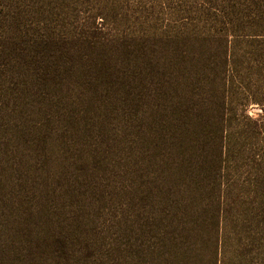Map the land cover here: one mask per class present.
Wrapping results in <instances>:
<instances>
[{
  "label": "rangeland",
  "instance_id": "1",
  "mask_svg": "<svg viewBox=\"0 0 264 264\" xmlns=\"http://www.w3.org/2000/svg\"><path fill=\"white\" fill-rule=\"evenodd\" d=\"M154 91L187 123L136 176ZM0 264H264V0H0Z\"/></svg>",
  "mask_w": 264,
  "mask_h": 264
},
{
  "label": "trees",
  "instance_id": "2",
  "mask_svg": "<svg viewBox=\"0 0 264 264\" xmlns=\"http://www.w3.org/2000/svg\"><path fill=\"white\" fill-rule=\"evenodd\" d=\"M143 42V41H140ZM140 50H144L141 49ZM23 56V54H21ZM49 58V57H48ZM48 58L44 61V60H38L36 61L38 63V69L40 71L39 75L40 76H35L32 79H30L31 81L36 82L37 84L40 85H46L49 84V80H51V77L49 76V70L52 71L53 67H57L59 66V68L61 69H68L71 65H73L74 63H68L67 60L65 59H56L53 62H51L50 60H48ZM147 61L149 64H151L153 61L151 59L147 58ZM103 62H91V63H83V65H86L88 67H91L92 71H96V75L92 78V82H97L99 79L103 80V83L107 84L108 81H105L104 78L106 75H111L112 72L111 70L113 69V67H109L108 64L102 65ZM65 65H68L65 67ZM128 65V64H126ZM138 65V63L136 65H134L135 67ZM155 63V67L158 68V65ZM165 65H160L159 67H164ZM137 68V67H136ZM138 73H137V78H141L143 79V81H146V75L148 76V73L143 71L142 69H138ZM152 75V74H151ZM60 76H58V80ZM136 79V78H134ZM27 80V79H26ZM62 80V78H61ZM63 81V80H62ZM64 82V81H63ZM130 82H133V79H130ZM65 84V82H64ZM165 83L162 85V83H160V85L158 84V86L160 88H157V91H159L160 89L164 88ZM165 88H167L165 86ZM131 98V96L129 97ZM135 98V96H134ZM152 99L157 100V103L161 106H157L154 104L153 109L151 111V113L149 115H145V113H141L139 114V110H137L135 107L131 110H133V114L129 115L130 116V122L134 123L137 121V118H140L139 121L136 123V126L139 128L138 129V136L139 137H135V141L136 143H140L142 145V149L140 151V153H135V164H138L139 168L136 169L135 171H132L136 174V176L142 171H147L149 169V166L154 162L157 163L158 166L161 164L163 167H167L171 164L169 162H167L165 160V155L162 154L160 155L158 158L156 157V151L158 150L159 152L163 151V152H167L168 149L173 145V142L175 140H171L170 139V133H169V129H171V131L176 135V137L178 139L183 138L184 136H179L177 134V129H179L181 126L185 125L187 122L184 121V117L181 113V107H175L174 103L172 105L171 100L168 99H164V96L161 95H156L155 91L153 94H147L144 97V101H151ZM163 105V107H162ZM123 114H126L127 111L126 110H122ZM171 113H176L177 116H175V122L173 121V119L170 122V118H171ZM130 114V113H129ZM109 127V125H108ZM40 127H37V131L39 130ZM99 128L102 129V125H99ZM89 128L84 126L82 127V129H79V127L77 126H72L70 129V132L72 135H74L75 137H78L81 135V131H88ZM110 130V129H109ZM113 132V131H112ZM113 135L116 136V133L113 132ZM93 141H89V143L84 144H76V145H80L83 146L84 148L87 149H91L92 144L94 143L96 145V139L98 138V136H94V137H90ZM93 150V149H92ZM89 154V153H88ZM137 154H140V161L146 160V162H139L137 160ZM161 154V153H160ZM87 159H93L90 155H87L83 161L86 163V169L88 164L90 163ZM82 161V162H83ZM139 162V163H138ZM145 174V176H146ZM63 180H65L66 182V186L68 188L71 187V183L70 179H68V177L63 176ZM149 180V179H148ZM146 185H150L148 182L146 183ZM149 188V187H147ZM74 189H71L70 191H68L70 194H73ZM138 192H142V191H138ZM150 191H147V193L145 194V196H143L142 198H146L148 197ZM142 198L139 197L140 200H142ZM45 209L46 211L43 212V217L45 218V220L47 221L46 223L48 225L45 224V229H46V235L44 237V244L45 247L46 246H53L54 248H56L57 250H60V256L67 257V255L69 254V247H68V239L69 237L66 234H62L61 231H56L55 227H54V223H53V216H52V212L49 209V207H47L45 205ZM30 213V212H29ZM48 217H50V219H48ZM72 218H68V222L70 223V220ZM59 227L61 230V224L59 223ZM143 228H141L142 230ZM29 233V232H28ZM28 233H27V238H28ZM38 241V239L36 240ZM28 243L31 244V241L28 239ZM26 248V247H24ZM33 248V246L28 245V249L31 250ZM27 255H32L30 252L27 253ZM26 255V256H27Z\"/></svg>",
  "mask_w": 264,
  "mask_h": 264
}]
</instances>
